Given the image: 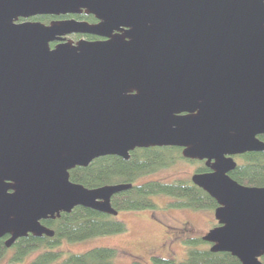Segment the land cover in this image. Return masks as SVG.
Returning a JSON list of instances; mask_svg holds the SVG:
<instances>
[{"label": "water", "instance_id": "water-1", "mask_svg": "<svg viewBox=\"0 0 264 264\" xmlns=\"http://www.w3.org/2000/svg\"><path fill=\"white\" fill-rule=\"evenodd\" d=\"M90 14L95 22L65 15ZM54 16L15 23L18 17ZM97 39H67L70 34ZM55 42L53 46L50 43ZM264 0H0V236H52L76 206L116 215L113 194L69 170L135 148L181 147L210 171V251L263 264L264 186L229 172L264 151ZM8 190H11L9 192Z\"/></svg>", "mask_w": 264, "mask_h": 264}, {"label": "trees", "instance_id": "trees-1", "mask_svg": "<svg viewBox=\"0 0 264 264\" xmlns=\"http://www.w3.org/2000/svg\"><path fill=\"white\" fill-rule=\"evenodd\" d=\"M70 17L93 22L90 14L80 13ZM54 16H38L36 19L49 23ZM67 18V17H62ZM85 35V34H81ZM93 38L92 35H85ZM55 42L50 43L51 46ZM264 141V134L258 136ZM181 147L151 146L135 148L130 151L128 159L117 155H106L95 158L87 166H76L69 170V178L73 182L87 188L105 184L130 183L131 187L112 195L111 206L117 210L153 209L157 205L152 197L166 195L173 200L170 207L191 210H212L217 202L206 191L195 185L190 178L164 181L148 179L140 181L146 175L171 166L181 155ZM239 162L229 175L238 183L247 186H264V151L246 152L238 155ZM208 168L198 162L196 172L207 171ZM42 223L54 231L52 236L22 237L15 248H6L0 244V261L4 258L11 264H117L114 261L117 250L112 247L94 246L81 252H69L65 255L54 250L61 243L82 242L84 240L126 230L123 221L110 214L96 211L84 206H76L69 213L61 212L58 217L42 220ZM183 241V240H182ZM186 256L180 261L173 258L154 256V264H240L239 260L229 252L210 251L209 242L201 237L187 238ZM205 247H200L201 245ZM211 246V245H210ZM34 254V256H32ZM264 264V254L260 256Z\"/></svg>", "mask_w": 264, "mask_h": 264}, {"label": "rangeland", "instance_id": "rangeland-1", "mask_svg": "<svg viewBox=\"0 0 264 264\" xmlns=\"http://www.w3.org/2000/svg\"><path fill=\"white\" fill-rule=\"evenodd\" d=\"M69 38L76 40L71 36ZM197 164L195 161L178 159L171 166L146 175L140 181L188 179ZM152 199L157 205L153 209L120 210L118 212L116 219L125 223V231L96 236L82 242L71 243L63 240L54 247V250L65 255L69 252L85 251L94 246L112 247L117 250L114 258L117 264H154L152 260L154 256L180 261L186 256L188 245L184 243V240L171 238L175 230L173 228L182 226V223H188L191 233L201 236L216 223L213 209H175L169 206L173 200L166 195H155ZM205 246L202 244L200 247ZM0 264L11 263L4 258Z\"/></svg>", "mask_w": 264, "mask_h": 264}, {"label": "flooded vegetation", "instance_id": "flooded-vegetation-1", "mask_svg": "<svg viewBox=\"0 0 264 264\" xmlns=\"http://www.w3.org/2000/svg\"><path fill=\"white\" fill-rule=\"evenodd\" d=\"M42 16H47V15H42ZM69 16L70 15H65V16H60L59 18H62V17H67V18H69ZM38 16H36V17H28V18H24V17H18L17 19H15L14 20V22L15 23H21V22H24V21H33V20H39V19H36ZM58 17H56V19H57ZM41 21V20H40ZM96 20H94L93 22H95ZM86 35V34H85ZM85 35H81V34H70V35H67L66 36V38L67 39H70L69 37L71 36V37H74L76 40H78V39H81V38H84V39H97V38H99V37H96V36H93V38H87ZM76 40H73V41H76ZM244 154V153H243ZM240 155H242V154H240ZM237 156L238 155H234L233 156V158L235 159V161L238 163L239 162V159L237 158ZM191 160H193V161H195V162H202L204 165H205V160H197V159H191ZM206 166V165H205ZM207 168H208V170L207 171H210V168L208 167V166H206ZM207 171H204V172H207ZM194 173H199V172H196V168L194 169V172L192 173V175L194 174ZM200 173H202V172H200ZM191 175V176H192ZM191 178V177H190ZM9 192H11V190H8ZM218 205V204H217ZM217 205H216V207H217ZM215 207V208H216ZM174 208V207H173ZM214 208V209H215ZM175 209H182V208H175ZM214 209H213V211H214ZM182 210H184V209H182ZM118 212L119 211H117V214H118ZM117 214L116 215H112V216H114L115 218H116V216H117ZM47 219H53V218H47ZM45 220V219H44ZM215 221H216V219H215ZM41 223H42V220H41ZM43 224V223H42ZM218 225V223H217V221H216V223H215V225L213 226V227H215V226H217ZM46 226V225H45ZM213 227H211V228H213ZM211 228H209V229H211ZM173 229H175L174 230V232H173V237H171L173 240H176V239H181V240H185V239H187V238H198V237H203L207 232H205V234L204 235H201V236H195V235H193L192 233H191V230L189 229V224L188 223H182V226H180V227H177V228H173ZM208 229V230H209ZM207 230V231H208ZM29 235H31V236H35V235H33L32 233H30V232H28L25 236H20V237H17L14 241H13V243L11 244V245H9V246H7L6 245V241L9 239V237H10V234L9 233H5V234H3V235H1L0 236V244H3L6 248H15V246H16V243H18V241L22 238V237H27V236H29ZM42 236V235H41ZM41 236H35V237H41ZM210 245H211V243L208 245V247H210Z\"/></svg>", "mask_w": 264, "mask_h": 264}]
</instances>
